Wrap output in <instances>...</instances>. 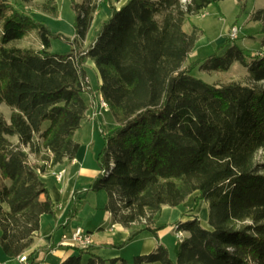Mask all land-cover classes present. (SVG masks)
<instances>
[{
    "label": "trees",
    "instance_id": "trees-1",
    "mask_svg": "<svg viewBox=\"0 0 264 264\" xmlns=\"http://www.w3.org/2000/svg\"><path fill=\"white\" fill-rule=\"evenodd\" d=\"M112 1L71 0L70 39L27 12L35 0H0V109H11L9 120L0 110L4 254L15 259L27 254L42 216L54 215L43 176L76 158L75 134L89 110L84 94L92 92L85 70L90 60L115 129L101 132L100 173L88 191L107 193L105 210L113 224L130 230L128 242L143 232L160 242L163 227H156L155 216L164 208L180 207L195 193L196 202L209 208L210 229L197 216L178 222L187 236L176 260L159 244L134 264H264V55L247 61L232 43L225 55L184 67L198 38L196 27L188 34L184 25L225 0H129L120 9ZM103 8L109 19L86 46ZM41 10L59 18L56 0H45ZM254 20L262 23L264 35V9ZM33 33L39 49L16 45ZM52 40L71 49L52 53ZM235 62L247 69L249 83L209 84L191 75L195 68L228 72ZM76 215L73 203L67 221ZM75 250L78 255L63 264H83L85 254L87 264H129L93 255L91 247ZM39 254L29 253L26 264H40Z\"/></svg>",
    "mask_w": 264,
    "mask_h": 264
},
{
    "label": "crops",
    "instance_id": "crops-1",
    "mask_svg": "<svg viewBox=\"0 0 264 264\" xmlns=\"http://www.w3.org/2000/svg\"><path fill=\"white\" fill-rule=\"evenodd\" d=\"M56 1L58 4L60 3V6L58 5V20H60V23L63 22V20H66L68 25L74 26L75 13L71 8V1ZM128 1L129 0L123 1V4L120 7H117V9L123 7ZM109 16L110 13L104 8L97 13L85 42L86 46L91 44L95 34L100 29V26L109 19ZM56 33L60 32L57 31ZM74 34L75 33L71 34L72 38L74 37ZM192 54L193 52L191 55ZM87 67H90L94 71L93 79L95 81L94 83H96V87H94V84L88 75ZM85 70L92 89V92L84 94V97H86V103L89 106L87 112V115H89L94 111L95 105L98 104L99 99L96 100V97H100L101 95L99 92L101 78L92 61H87ZM105 114L103 117H98L95 121H89L87 118L82 123L81 129L76 132L75 141L80 146L76 158L73 161H66L64 164L55 167L52 171L43 176V180L48 185L51 199L56 207L54 215L42 216L39 235L34 246L27 253L28 255L33 251H39L40 254L38 261L42 264H63L68 258L77 256L75 248L66 247L60 244L62 236L64 234H71L77 227L83 228L92 236L93 245L91 246L90 252L102 259L109 260L121 258L123 255L122 252L128 246H121V244L128 239L130 230L125 229L121 225L113 224V222L111 223L112 216L106 210L104 214L99 215L98 210L100 204L97 206L87 204V200L89 199L90 194H92V192L88 191V187L100 173L97 156L103 148V140L102 137L98 135L97 130L99 129V132L101 133L104 131V125L109 123L105 118ZM60 172H63V179L59 182L56 179V175ZM101 193L102 191L98 194ZM102 202L103 204H101V208L105 209L108 204V197L106 198L105 196L104 201ZM73 203L77 208V215L72 221H67ZM166 208L163 209V212L167 210ZM175 215V221H177L180 217L177 210H173V219H175ZM195 216L198 215L193 214L191 217L181 219V221L185 222L192 220ZM88 223H93L92 225L95 229L91 230ZM108 223H110V226H107L105 229V225ZM156 226L161 227L160 224ZM158 235L160 242H158L151 233L143 232L131 240L129 246L140 245L141 251L139 255L152 253L156 250L159 244L168 248V245L164 242V239L168 236L166 229L159 231ZM43 249L47 251H42ZM11 262H18L16 264H21L18 259L10 258L5 254L0 253L1 264H9Z\"/></svg>",
    "mask_w": 264,
    "mask_h": 264
},
{
    "label": "rangeland",
    "instance_id": "rangeland-1",
    "mask_svg": "<svg viewBox=\"0 0 264 264\" xmlns=\"http://www.w3.org/2000/svg\"><path fill=\"white\" fill-rule=\"evenodd\" d=\"M44 1L45 0H35V2L32 3L27 9V12L39 18L40 21H43L53 32L56 33L59 31L64 37L72 39L71 34L75 33L74 26L68 25L66 20H63V22L60 23V20L52 17L51 15L43 13L41 10V4L44 3ZM123 1L125 0H113L112 2L117 8L123 4ZM56 3L60 6V3L58 4L57 1ZM263 9L264 0H225L220 2L218 5L210 6L199 15L190 17L189 21H187L184 25V31L188 34H192L196 27L198 30V38L193 54L186 61L184 67H189L193 64V62L198 60L204 61L214 54L223 56L232 43H235L238 47L244 50L247 61H251L249 58L251 56L255 57L259 54L264 55V35L262 33L263 25L262 23L254 20V15ZM234 26L239 28L240 33L239 38L235 42H231L228 39V35ZM16 45L23 48L39 49L40 41L38 39L37 33H33L23 41L16 43ZM70 49L71 45L69 43L62 40H52V46L50 49L52 53L64 54ZM86 69L89 77L92 80V83L94 84V87H96V83H94L95 81L93 79L94 71L90 67H87ZM191 75L209 84H228L230 82L249 83L247 69L239 62H235L228 72L205 73L200 71L199 68H195L192 70ZM84 99H86V97H84ZM97 99H99V96L96 97V100ZM96 106L97 104L95 105V108ZM0 110L4 114L5 118L9 120L11 109L6 105H2ZM93 114L94 111L87 115L89 121H95L99 117L98 116L95 120H93ZM104 114L105 118L109 122L108 124L104 125V131L106 133H110L115 129V120L109 110L105 111ZM104 114L100 117H103ZM47 126L48 125H45V128H47ZM97 131L98 135L102 137L99 129ZM11 140L14 143L17 142L16 138H12ZM260 159H262L261 155H259L258 160ZM30 161L32 163L37 162L34 155H30ZM98 193L92 192L89 199L87 200V204L92 206H97L100 204L98 210V214L100 215L106 212L105 209L101 208V204H103L102 201H104V197L106 196L107 198L108 195L104 191H102L101 194ZM198 195L199 193H195L189 197L188 200L180 207H167L165 212H163V210L159 215L155 216L157 219V225L160 224V226L163 227L162 230L166 229L168 233V236L164 239V242L168 245L169 252L173 260H176L177 257L179 247L178 243H180L187 236V234L184 233V238H182V240H178L176 238V227L181 219L191 217L193 214L198 215L202 226L204 228L210 229L208 224V205L202 201L196 202ZM173 210H177L178 214L180 215L177 221H175L176 215L174 216L175 219H173ZM112 222L113 221H111V223ZM88 224L91 230L95 229V227L92 225L93 223ZM107 226H110V223L105 225V229ZM134 228H136V226ZM128 239L121 244V246L128 245L122 252L123 257L121 256V258L127 260L129 264H134L135 258L140 254L141 246H129L130 241L128 242ZM0 253L4 254L1 244ZM76 253L78 255V252ZM88 258V254L83 255V264H87ZM16 263L18 262H11L9 264Z\"/></svg>",
    "mask_w": 264,
    "mask_h": 264
},
{
    "label": "built area",
    "instance_id": "built-area-1",
    "mask_svg": "<svg viewBox=\"0 0 264 264\" xmlns=\"http://www.w3.org/2000/svg\"><path fill=\"white\" fill-rule=\"evenodd\" d=\"M101 2V0H99ZM239 28L237 26H234L231 31L229 32L228 39L230 41H236L239 38ZM109 110L108 103L104 100L102 95H100L98 104L96 108L94 109V114L92 119L95 120L98 116H102L105 111ZM57 181H62L63 179V172H60L56 175ZM176 238L178 240H182L184 238V232L179 231L178 227H176ZM61 245H64L66 247H73L78 249H87L93 245V239L92 236L86 232L83 228L77 227L71 234H64L62 236ZM19 262L21 264L27 263V254H24L18 258ZM1 264V263H0ZM42 264V263H40Z\"/></svg>",
    "mask_w": 264,
    "mask_h": 264
}]
</instances>
